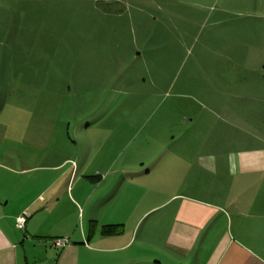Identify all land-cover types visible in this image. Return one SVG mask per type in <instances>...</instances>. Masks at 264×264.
Instances as JSON below:
<instances>
[{
	"label": "rangeland",
	"instance_id": "1",
	"mask_svg": "<svg viewBox=\"0 0 264 264\" xmlns=\"http://www.w3.org/2000/svg\"><path fill=\"white\" fill-rule=\"evenodd\" d=\"M3 124L63 141L86 174L111 155L97 135L128 142L126 157L159 135L166 150L133 156L159 154L153 179L173 161L220 189L200 157L264 135V0H0Z\"/></svg>",
	"mask_w": 264,
	"mask_h": 264
},
{
	"label": "crops",
	"instance_id": "2",
	"mask_svg": "<svg viewBox=\"0 0 264 264\" xmlns=\"http://www.w3.org/2000/svg\"><path fill=\"white\" fill-rule=\"evenodd\" d=\"M7 125L0 131V264H264V135H242L238 149L200 157L218 178L213 189L194 166L181 179L173 161L171 179H153L156 165L148 164L159 154L150 162L133 156L164 151L159 135L137 141L127 157L128 142L97 135L111 155L92 169L98 174H86L84 164L69 165L63 141ZM202 188L206 196L196 193ZM104 225L121 232L104 235ZM55 238L69 243L56 248Z\"/></svg>",
	"mask_w": 264,
	"mask_h": 264
},
{
	"label": "built area",
	"instance_id": "3",
	"mask_svg": "<svg viewBox=\"0 0 264 264\" xmlns=\"http://www.w3.org/2000/svg\"><path fill=\"white\" fill-rule=\"evenodd\" d=\"M28 214L26 212H22L16 219V227L20 230H23L25 228L26 220H27ZM69 243V240L67 238H61L54 241V247L56 248H63Z\"/></svg>",
	"mask_w": 264,
	"mask_h": 264
},
{
	"label": "trees",
	"instance_id": "4",
	"mask_svg": "<svg viewBox=\"0 0 264 264\" xmlns=\"http://www.w3.org/2000/svg\"><path fill=\"white\" fill-rule=\"evenodd\" d=\"M121 232L119 225H104L101 228V233L104 235L118 234Z\"/></svg>",
	"mask_w": 264,
	"mask_h": 264
}]
</instances>
